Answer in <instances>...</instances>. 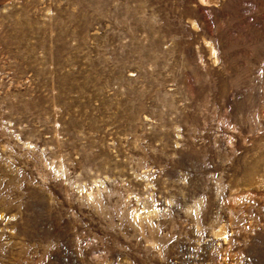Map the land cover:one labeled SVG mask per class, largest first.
Segmentation results:
<instances>
[{
	"label": "rangeland",
	"instance_id": "rangeland-1",
	"mask_svg": "<svg viewBox=\"0 0 264 264\" xmlns=\"http://www.w3.org/2000/svg\"><path fill=\"white\" fill-rule=\"evenodd\" d=\"M0 264H264V0H0Z\"/></svg>",
	"mask_w": 264,
	"mask_h": 264
}]
</instances>
